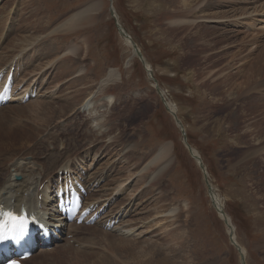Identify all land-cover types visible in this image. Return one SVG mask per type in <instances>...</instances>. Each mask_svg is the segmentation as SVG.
<instances>
[{
    "label": "rangeland",
    "instance_id": "1",
    "mask_svg": "<svg viewBox=\"0 0 264 264\" xmlns=\"http://www.w3.org/2000/svg\"><path fill=\"white\" fill-rule=\"evenodd\" d=\"M34 1L0 0V7L6 2L12 6L4 14L0 55L16 36L36 37L17 52L23 50L18 59L25 65L17 70L16 80L26 90L30 78L38 79L36 96L28 102L17 100L0 107V182L18 167L43 169L39 186L43 191L48 177L55 180L56 171L70 160L72 170L82 172L86 181L104 176L90 192L89 205L98 201L108 205L103 216L107 220L120 209L123 215L110 230L105 227L107 220L103 225L74 226L65 240L45 254L36 251L27 264H94L91 254L111 264H139L143 258L149 264H172L165 255H171L175 264H241L182 129L203 159L236 228L237 241L246 250L247 263L264 264V124L250 125L264 120V112L250 120L237 106V96L254 86L248 76L225 79L230 72L257 70L255 65L261 64L264 0H187L191 9L203 6L198 16L180 9L181 0H113L122 24L151 64L184 126L167 109L132 46L119 33L110 0ZM93 1L99 9L83 28L55 31ZM24 18L37 27L27 30ZM69 45L77 46V54H69L64 62V48ZM1 60L0 67L8 66ZM111 68L116 69L118 81L105 85ZM39 102L51 103L57 112L41 117ZM58 106L67 110L59 111ZM258 111L262 113L260 107ZM11 146L18 148L14 151ZM156 150L166 157L161 160L153 154ZM17 175L22 180V174ZM16 176L14 182L19 181ZM131 199L135 206L124 210ZM113 239H123L135 251L125 252L119 245L111 248Z\"/></svg>",
    "mask_w": 264,
    "mask_h": 264
},
{
    "label": "bare ground",
    "instance_id": "2",
    "mask_svg": "<svg viewBox=\"0 0 264 264\" xmlns=\"http://www.w3.org/2000/svg\"><path fill=\"white\" fill-rule=\"evenodd\" d=\"M24 2V1H23ZM180 2H182L183 4H179L178 6L180 7V9H182L183 11H185V12H190V13H193L194 11H195V13L193 14V15H195V16H198L200 13V11H203V6L198 10L197 8H195V10L194 9H191L190 8V6H188V5H190V2H187V0H181ZM179 2V3H180ZM199 2V1H198ZM25 3V2H24ZM32 3H35V1L34 0H31V4ZM200 3V2H199ZM197 4V7H199L198 5H200V4ZM10 3H7L6 2V4L4 5H2L1 7H0V37H1V33H2V31L4 30V25H3V23L4 22H6L5 20H7V18L6 19H4V14L5 13H7V12H9L10 11V9H11V7H10V5H9ZM13 5V4H12ZM203 5H205L204 3H203ZM98 6H99V4H98V2H96V1H93L92 2V4L90 3L89 5H86L84 8H82L81 10H78L75 14H73L71 17H69L67 20H65L62 24H60L59 25V27L55 30V31H57V30H59L60 28H63V30H65V32H72V31H74V30H77V29H80V28H83V26L85 25L84 24V22L85 21H87L88 19H90L92 16H93V14L94 13H96V10H98L99 8H98ZM207 5H205V7H206ZM185 7H187V10L185 9ZM264 7V6H263ZM263 7H262V12H263ZM208 9V8H207ZM193 10V11H192ZM197 10V11H196ZM179 12H180V10H178ZM192 11V12H191ZM254 11H257V9L255 8L254 9ZM184 12V13H185ZM10 13V12H9ZM243 13H245V12H243ZM242 13V14H243ZM180 14V13H179ZM203 15H205V14H203ZM262 15H263V13H262ZM5 16H7V15H5ZM9 16V15H8ZM7 16V17H8ZM187 16V15H186ZM208 17V16H207ZM264 17V16H263ZM18 18V17H17ZM26 18V17H25ZM24 18V20H25V22H26V24H27V30H30L31 28H36L35 26H34V24L32 23V22H30L29 20H26ZM76 19L79 21L78 23H76L75 21H76ZM185 19V18H184ZM177 21H179V20H177ZM22 22H23V20H22ZM181 22H183V21H181ZM36 24H37V22H35ZM5 24V23H4ZM22 24H24V22L22 23ZM23 26V25H22ZM3 28V29H2ZM42 28H46V24H44L43 26H42ZM33 33H34V31H32ZM28 33H30V32H28ZM19 34H20V32H19ZM32 34V33H31ZM28 35V34H27ZM26 34H22V35H18V36H16L14 39H12L11 41H10V43L8 44V45H6L5 47H4V51H2L1 52V55H0V60L2 61V62H5V64H7L8 62V68H10V67H13V66H15V71L17 72V70H20L21 69V67L22 66H24L25 64L22 62L21 63V61L19 60L21 57H19V59H18V56H20L19 55V53H21V52H19V53H17L18 51H20V49H21V47H24L27 43H30L31 41H33L35 38L33 37V36H31V35H28L27 36ZM34 38V39H33ZM33 39V40H32ZM126 41H127V43L129 44V45H131L130 43V40L129 39H126ZM51 42V41H50ZM58 42V41H57ZM52 45H53V43H52ZM210 45H212V44H210ZM4 46V45H3ZM59 46V45H58ZM215 46V45H214ZM47 47V46H46ZM45 47V48H46ZM84 47V46H83ZM48 48V47H47ZM209 48H210V46H209ZM51 49V48H50ZM57 50H58V48H56ZM68 49V50H67ZM77 46H75V45H69V46H65V48H64V50H66L63 54L64 55H66V58L64 59V62H68V60H69V57H71L69 54H71V53H73V54H75L76 52H77ZM56 50V51H57ZM54 51H55V48H54ZM55 51V53L57 54V52ZM46 52L48 53V52H50V50L49 51H47L46 50ZM52 52V51H51ZM4 53V54H3ZM53 53L54 52H52V55H53ZM44 54V53H43ZM59 54V53H58ZM57 54V55H58ZM62 54V55H63ZM77 54V53H76ZM63 55V56H64ZM47 56H49V55H47ZM53 57V56H52ZM62 57V56H61ZM47 58V57H46ZM58 58H60L59 56H58ZM259 58H263V59H261L260 60V65L259 64H257V65H255V68L257 67V70H254V67L252 68V67H250L249 68V70L247 71L246 70V72H243V70H240V71H235V73H232V72H230L229 74H228V76L225 78L226 79V82H228L229 80H231V79H233L235 76H239V74L240 75H242V74H244L245 76H248V79H251L252 81H253V83H254V86H250L249 87V89L247 90V91H244V93H242V94H240L239 96H237V100H238V98H239V103H237V106H238V108H242V110H243V115L244 116H246L247 117V119H252V118H259V115L258 114H263V112H264V57H261V56H259ZM55 59H57V58H55ZM8 60V61H7ZM52 61V60H51ZM54 61H56V60H54ZM71 61V60H70ZM61 62V61H60ZM246 63H248V62H246ZM245 62H242L241 64L243 65V66H245V64H246ZM259 63V62H258ZM1 64V63H0ZM5 64H4V66H5ZM10 64V65H9ZM49 64V63H48ZM64 64V63H63ZM2 66V65H1ZM27 66H28V64H27ZM30 66H31V64H30ZM37 66V65H36ZM68 66H70V65H68V63H67V65H64V67L67 69V67ZM3 67V66H2ZM2 67H0V69H2ZM6 67V66H5ZM35 68H37V67H35ZM44 67H40V68H38L39 70H42ZM27 69V68H26ZM45 69V68H44ZM43 69V70H44ZM65 69V70H66ZM113 68H111L109 71H108V74H107V76H108V78L104 81L105 82V85H107L108 83H111V82H115V81H118V74L115 72V70L116 69H113ZM29 70V69H28ZM32 70V69H31ZM34 71H35V69H34ZM46 71V70H45ZM45 71H43L42 72V74H41V76L43 77V75L45 74ZM40 72V71H39ZM41 73V72H40ZM68 73V72H67ZM37 74H39V73H37ZM24 77H26V76H24ZM35 80V81H34ZM43 80V79H42ZM38 81V79L36 80V78H33V79H31L30 78V82H29V84L27 85V89L26 90H23V91H27V90H29L30 88V90L29 91H27V92H29V93H31V92H34V87H35V85H36V82ZM22 82V81H21ZM32 82V83H31ZM44 82V81H43ZM47 83H48V81H47ZM152 84H153V86L156 88V83L153 81L152 82ZM37 86H38V84H37ZM41 86V85H40ZM257 92H260L261 93V95H255V93H257ZM111 94V93H110ZM93 96V95H92ZM94 97V96H93ZM73 98V97H72ZM89 98H90V93H89ZM110 98V97H109ZM255 98V99H254ZM66 99V98H65ZM70 99V98H69ZM74 99V98H73ZM94 99V98H93ZM252 100V101H250L249 102V100ZM76 100V99H75ZM70 105L71 104H73L74 103V100L73 101H69V100H66ZM110 102H112V100L110 99L109 100ZM73 102V103H72ZM232 102H235L234 101V99H232ZM37 103H38V101H37ZM41 102H39V104H40ZM48 104V105H47ZM84 104V103H83ZM82 104V105H83ZM89 104V103H88ZM119 105V104H118ZM8 106V105H7ZM37 106V105H36ZM215 107V106H214ZM247 108L246 110H244V108ZM261 108V110H262V113H259V111H258V108ZM1 108H6V106H4V107H1ZM88 108V107H87ZM57 109H59V111L61 110H67L66 109V106H58L57 107ZM173 109H174V106H173ZM252 110H254V111H256V114L255 113H253L252 112ZM54 112H57V110L55 109L54 110V108L52 107V105H51V103L49 104V103H41V108H40V115H41V117H43V116H47L48 114H51V113H54ZM36 113H38V112H36ZM175 113V112H174ZM7 114H8V112H7ZM18 114V113H17ZM20 114V113H19ZM37 115V114H36ZM254 115V117H252L251 118V116H253ZM22 116V115H21ZM28 116H30V115H28ZM63 116V115H62ZM132 116V115H131ZM44 118V117H43ZM127 118H128V116H127ZM53 119H54V117H53ZM33 120V119H32ZM57 120V119H56ZM262 124H264V120L263 119H256V120H254L252 123H250V125L251 126H253L254 127V125L257 127H259V125L261 126ZM41 126V125H40ZM249 126V125H248ZM183 128V127H182ZM39 129V128H38ZM254 131V130H253ZM256 131V130H255ZM111 132H113L112 130L110 131V132H108L107 134L105 133L104 135L106 136H108V135H110L111 134ZM59 134H61V132H58ZM251 133V132H250ZM256 133H257V131H256ZM257 135L259 136V134L257 133ZM263 135H264V132H263ZM262 135V136H263ZM56 137L58 136V135H55ZM248 136V135H247ZM257 136V137H258ZM259 139H260V137H259ZM258 139V140H259ZM27 140L28 141H31V137L29 136V138H27ZM260 141H261V139H260ZM115 142H118V141H115ZM263 142V141H262ZM264 143V142H263ZM116 144V143H115ZM250 144V143H249ZM114 145V144H113ZM12 147V148H11ZM10 147V149H12V150H16L18 147H16V146H11ZM252 147V146H251ZM262 147L264 148V146L262 145ZM47 148V147H46ZM45 148V149H46ZM9 149V150H10ZM160 149V148H159ZM195 149V148H194ZM260 149V148H259ZM168 149H166L163 153L165 154L166 153V151H167ZM196 150V149H195ZM6 151V150H5ZM51 151V150H50ZM197 151V150H196ZM7 152V151H6ZM198 152V151H197ZM9 153H11V152H9ZM28 153V152H27ZM31 153V152H30ZM163 153H159V151H154V153L153 154H159V158H161V160L162 159H164L166 156H163L164 154ZM87 154V153H86ZM163 154V155H162ZM46 155V154H45ZM48 155V154H47ZM57 157V156H56ZM46 158H48V157H46ZM50 159V158H49ZM54 159V158H53ZM55 160V159H54ZM68 161V160H67ZM70 161V160H69ZM67 162L66 163V166H67V168H70V166H71V164H70V162ZM35 163V162H34ZM153 163H155V161H153L151 164H153ZM1 164V163H0ZM49 164H51V163H49ZM168 164V162L166 161L165 163H164V165L166 166ZM6 165V164H5ZM37 165H39V164H37ZM7 166V165H6ZM13 166V165H12ZM11 166V167H12ZM47 166V165H46ZM5 167V166H4ZM34 167V166H33ZM64 167V166H63ZM5 168H7V167H5ZM15 168V167H14ZM39 168V167H38ZM29 169V168H28ZM27 169V170H28ZM35 169V168H34ZM2 170V169H1ZM6 170V169H5ZM26 169H20V167H18L17 169H16V171L17 172H15V173H12L9 177H8V179L5 181V182H0V202H5L6 204H8V205H11V206H15L16 208H20V206L22 205V204H24V205H26V206H28L29 208H31V209H35V208H37V209H39V210H45V211H49L50 210V213L52 214L53 213V210H54V205H53V196H52V194L50 193V191H49V188H50V183L46 186V188L45 189H43V191H41V190H39V186L42 184V181H41V176H42V170L40 171V172H38L39 171V169H38V171H35V170H31V171H25ZM52 170V169H51ZM58 170V169H57ZM62 170V169H61ZM49 171V170H48ZM59 171V170H58ZM58 171H56V172H58ZM14 172V171H13ZM50 172H52V171H50ZM9 173H11V172H9ZM17 173H19V174H22V180H19V181H15L14 182V178H15V176L17 175ZM45 175V174H44ZM58 175V174H57ZM20 176V175H19ZM56 176V175H55ZM21 177V176H20ZM104 176L101 174V175H99V176H96V177H94L92 180H87L86 182H87V184H88V187H89V190L92 192V191H94V185L97 183V185H96V187L97 186H99V181L101 180V178H103ZM43 178V177H42ZM49 178V177H48ZM47 179V178H46ZM113 179V178H112ZM48 181H51L52 183H54L53 182V180H51L50 178L48 179ZM44 182V181H43ZM47 183V182H46ZM51 187H52V185H51ZM95 187V188H96ZM36 190H38V193H35L36 192ZM40 193H43V200L42 201H39V199H38V195L40 194ZM92 195V194H91ZM210 196V198H211V201H213L214 200V197L212 196V195H209ZM215 197H216V200L217 201H220V202H222L221 201V199H220V197L218 196V194L216 193V195H215ZM160 198H161V200H164L166 197L164 196V197H162V196H160ZM89 204V203H88ZM91 205H93V204H91ZM128 205H130V209L132 208V206H135L134 205V200H130L127 204H125L124 205V207H123V209L125 210L127 207H128ZM94 206V205H93ZM143 208H147V207H143ZM176 208V207H175ZM215 209H216V207H214ZM137 209V208H136ZM122 209H120L118 212H116V214H110L109 215V217H108V220H107V222L109 221V222H112V221H116L117 219H119L122 215H123V210L121 211ZM171 210V209H170ZM176 210V209H175ZM217 210V209H216ZM174 211V210H173ZM173 211L171 212V214L173 213ZM121 212V214H119ZM142 212V211H141ZM218 212V211H217ZM176 213V212H175ZM45 214H47V212H45ZM106 225V224H105ZM74 226H78V225H73V227ZM114 240V239H113ZM121 241L122 242H116V240H114L112 243H113V245H112V247L111 248H116L118 245L119 246H121L122 248H123V250L126 252V251H128L129 252V250L130 251H135V249L133 248H131V247H129V245H127V243H124L125 241L123 240V239H121ZM115 242V243H114ZM112 243H110V244H112ZM119 249V248H118ZM114 251V250H113ZM149 251H152L151 249H149ZM41 252V254H45V253H47L48 251H45V252H43L42 250L40 251ZM137 252V251H136ZM145 252V251H144ZM123 253V252H122ZM144 254V253H143ZM34 255V254H33ZM33 255L30 257V258H28L27 260H26V262H28L32 257H33ZM146 255H147V253L145 254V255H143V256H145L146 257ZM163 255H165V254H163ZM95 255L94 254H91L90 255V257L91 258H94V264H111V262H109V259H107V258H101V257H99V260H97V259H95V257H94ZM153 256V255H152ZM165 256H167L166 257V260L167 259H170L171 261L170 262H172V264H175V263H173V261H172V257H170V256H168V255H165ZM165 256H163V257H165ZM175 259V258H174ZM148 259L147 258H143V260L141 261V263H139V264H147L148 263V261H147ZM164 262H166L167 264H168V262L167 261H164ZM149 264V263H148Z\"/></svg>",
    "mask_w": 264,
    "mask_h": 264
},
{
    "label": "water",
    "instance_id": "3",
    "mask_svg": "<svg viewBox=\"0 0 264 264\" xmlns=\"http://www.w3.org/2000/svg\"><path fill=\"white\" fill-rule=\"evenodd\" d=\"M110 2H111L110 3V12H111L112 17L114 18L116 27L118 28L120 34L122 36H124L126 39L130 40V42H131L130 44L132 45L134 55L140 59V61L144 65L149 77L156 83V88H157L158 92L161 94V96L163 97V100H164L165 105L167 106V109L175 115V119L177 120V122L181 126H184L182 120L177 116L176 110H174L173 106L166 100V97L164 96V93L162 92L158 81L154 77L153 69L151 68V65L147 62L144 54L142 53L140 47L137 44V42L125 30L124 26L120 22L119 17L116 13V9H115L114 4H113V0H110ZM182 134L184 136V142L187 145V149H188L190 155L195 159V161H197V164L200 166V168L203 171L205 182H206L207 187H208V192L210 195H212L214 197V200L212 201V203H213L214 207H216L219 216L223 219V221L225 222V224L227 226V231H228L230 241L237 248V250L240 254L241 264H248L247 260H246V251L236 240L235 226L233 225L230 216L225 211L224 204L222 202L216 200V197H215L216 190H215L214 185L212 184V182L210 180V176L208 175L206 166L203 163V159L201 158V155L194 149L192 144L188 141L187 134H186V131L184 129H182Z\"/></svg>",
    "mask_w": 264,
    "mask_h": 264
},
{
    "label": "snow or ice",
    "instance_id": "4",
    "mask_svg": "<svg viewBox=\"0 0 264 264\" xmlns=\"http://www.w3.org/2000/svg\"><path fill=\"white\" fill-rule=\"evenodd\" d=\"M5 215H7L9 219L19 222L18 227L14 230L11 238L23 237L27 231V226H28L27 218L23 216H14L11 213H6ZM6 238H9V237H5L3 233L0 232V240L6 239Z\"/></svg>",
    "mask_w": 264,
    "mask_h": 264
}]
</instances>
